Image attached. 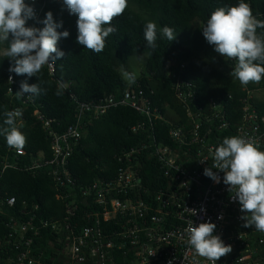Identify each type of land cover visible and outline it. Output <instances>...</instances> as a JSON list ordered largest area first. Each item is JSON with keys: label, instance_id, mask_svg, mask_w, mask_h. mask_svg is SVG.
<instances>
[{"label": "built area", "instance_id": "obj_1", "mask_svg": "<svg viewBox=\"0 0 264 264\" xmlns=\"http://www.w3.org/2000/svg\"><path fill=\"white\" fill-rule=\"evenodd\" d=\"M46 1L61 0L25 3L34 7L39 20ZM3 52L0 49V54ZM222 58L230 75L236 60ZM45 65L53 73L54 66ZM186 68L175 61L167 66L177 108L165 103L160 110L137 83L119 95L96 101L79 102L71 95L76 115L63 130L53 127V121L40 111L30 113L46 132L51 153H28L25 148L9 146L12 155L3 159L1 173L21 168L48 177L63 211L48 218L40 205L28 200L19 203L15 196H7L0 182V217H7L6 231L0 235V264H212L197 255L186 231L192 222L198 226L209 221L216 225L213 235L232 247L216 264H264V232L254 226L243 227L244 213L239 201L232 199L234 192L223 183L222 171L212 169L220 183L204 175L225 137H243L264 151V112L254 102L255 91L230 75L244 92L235 109L239 120L233 124L229 115H234L227 108L233 94H218L204 101L186 77ZM9 77L8 93L14 95L16 77L13 73ZM27 95L19 98L22 105L16 107L23 113L15 125L22 134L24 114L34 103ZM121 106L145 116L146 121L134 126L133 132L145 130L149 124V145L119 155L114 177L81 185L70 172L74 152L90 125ZM154 121L169 126L170 143L157 140ZM186 207L197 214L192 216Z\"/></svg>", "mask_w": 264, "mask_h": 264}, {"label": "trees", "instance_id": "obj_2", "mask_svg": "<svg viewBox=\"0 0 264 264\" xmlns=\"http://www.w3.org/2000/svg\"><path fill=\"white\" fill-rule=\"evenodd\" d=\"M140 11L127 6L124 13L111 22L117 31L105 39V48L101 53H94L86 46L77 42V14H70L63 0L47 2L39 20H29L28 25L43 28L42 22L46 13L51 11L53 20L62 22L58 32L67 31L68 37L61 38L57 48L64 52V56L52 63L54 71L51 73L46 65L37 76L28 77L27 74L17 75L14 95L8 93V69L11 61L0 54V127H4V112L15 110L21 106L22 100L15 93L20 90L22 81L29 85L38 83L42 92L34 96L33 106L27 115L24 148L28 153L45 151L50 155L49 141L46 132L30 113L38 110L48 120L53 121V127L63 130L73 122L76 115V104L71 95L79 102L96 101L109 95H119L129 87L141 84L153 101L154 106L163 111L168 103L177 108L171 80L168 78L167 66L175 61L186 64L185 75L197 86L204 101L218 94H233L232 100H227L229 114L233 124L239 120V98L244 96L241 85L236 82L224 69L221 54L214 50L203 36L202 28L206 25L210 15L220 7L236 6L240 0H128ZM252 9L253 16L264 20V0H244ZM157 25L156 48L146 47L144 26L147 22ZM109 25H105L107 27ZM164 26L171 27L177 33L176 38L169 42L162 35ZM257 35L264 39V29L257 28ZM11 41V37H9ZM7 42H0V49H6ZM136 54L147 55L145 70L135 83H129L122 76L121 70L127 69L128 61ZM55 55V54H53ZM255 63H260L256 61ZM223 66V67H222ZM264 66V65H261ZM58 82L67 87L62 96L55 93ZM252 91L264 90V77L259 83L250 82L247 85ZM154 91V94H151ZM258 108L264 112V100L254 99ZM236 111V112H235ZM146 121L144 115L130 107L111 109L106 115L89 126L80 141L79 148L71 159L70 172L81 184L86 185L95 179L114 177L117 170L116 158L123 152L134 147L149 145L147 138L149 124L145 130L133 132V127ZM16 125V124H15ZM155 137L157 140L170 143L168 139L169 126L161 121H154ZM3 135H0V182L7 196H15L20 203L28 200L40 205L45 216L50 218L62 213L63 205L55 198V191L51 180L46 176H35L24 169H7L2 172L3 159L11 153ZM9 210L7 209V212ZM10 212V211H9ZM6 216L0 217V235L6 231L4 222Z\"/></svg>", "mask_w": 264, "mask_h": 264}, {"label": "clouds", "instance_id": "obj_3", "mask_svg": "<svg viewBox=\"0 0 264 264\" xmlns=\"http://www.w3.org/2000/svg\"><path fill=\"white\" fill-rule=\"evenodd\" d=\"M70 14H77V42L94 53H101L105 48V39L117 29L111 26L114 17L122 15L128 6V0H63ZM29 20H37L34 7L25 0H0V42H7L3 55L11 61L8 71L17 75L37 76L42 66L52 64L64 56L58 50L57 43L68 37L67 31L58 32L62 22L53 20L51 11L46 13L43 28L28 25ZM105 25H109L105 27ZM257 28L264 29V20L253 16L252 9L244 0L238 5L216 9L202 28L206 41L214 50L225 58L235 59L236 65L231 76L238 79L242 86L250 82L259 83L264 77V39L257 35ZM162 35L169 41L177 33L171 27L164 26ZM11 36V41H9ZM146 47L156 48L157 25L147 22L144 26ZM55 54V55H53ZM259 61L260 63H255ZM130 83L136 82L134 73L124 72ZM12 80V77H9ZM63 82H58L57 96L64 92ZM42 89L38 83L29 85L22 81L20 90L15 93L18 98L40 95ZM22 110L4 112V127L0 135L6 139L8 146L22 150L26 137L15 126ZM203 162V161H201ZM213 168L224 173L223 183L228 186L233 200H238L243 227L254 226L264 232V151L250 140L240 136L225 137L213 153L211 167L204 169V175L216 183L220 177ZM192 216L197 210L185 208ZM222 218V217H220ZM216 225L202 222L198 226L189 224L186 231L190 234L188 243L198 256L206 258L212 264L232 251L231 245H225L220 236L213 235ZM171 264V262H169Z\"/></svg>", "mask_w": 264, "mask_h": 264}, {"label": "rangeland", "instance_id": "obj_4", "mask_svg": "<svg viewBox=\"0 0 264 264\" xmlns=\"http://www.w3.org/2000/svg\"><path fill=\"white\" fill-rule=\"evenodd\" d=\"M128 6L139 12L142 16L147 17V14L143 11H140L136 6L132 5L128 2ZM11 37V36H9ZM147 60V55L145 54H136L133 57H131L127 64L126 70H121L122 76L126 79L124 76V72L134 73L136 76V79H139L144 70H145V62ZM127 82H129L126 79ZM130 83V82H129ZM255 98L258 100H264V90L255 91Z\"/></svg>", "mask_w": 264, "mask_h": 264}]
</instances>
